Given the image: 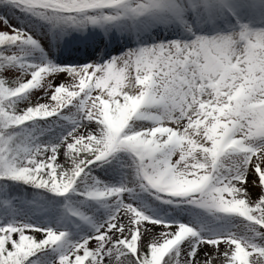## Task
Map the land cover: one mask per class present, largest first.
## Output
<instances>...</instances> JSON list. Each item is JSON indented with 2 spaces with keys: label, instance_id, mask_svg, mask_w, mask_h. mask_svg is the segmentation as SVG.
Wrapping results in <instances>:
<instances>
[{
  "label": "snow or ice",
  "instance_id": "obj_1",
  "mask_svg": "<svg viewBox=\"0 0 264 264\" xmlns=\"http://www.w3.org/2000/svg\"><path fill=\"white\" fill-rule=\"evenodd\" d=\"M0 264H264V0H0Z\"/></svg>",
  "mask_w": 264,
  "mask_h": 264
}]
</instances>
